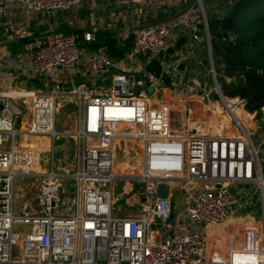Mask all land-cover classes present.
<instances>
[{
    "label": "built area",
    "instance_id": "2783aa9c",
    "mask_svg": "<svg viewBox=\"0 0 264 264\" xmlns=\"http://www.w3.org/2000/svg\"><path fill=\"white\" fill-rule=\"evenodd\" d=\"M87 1L0 0V17L9 6H19L30 18L68 12ZM158 1L113 3L137 6L144 13ZM181 1L184 11L131 29L126 35L131 47L122 62L155 61L188 38L184 55L165 54L168 62H160L162 72L176 79L182 62L194 56V44L206 39L214 88L193 80V94L185 95L181 108L186 114L181 126L175 125L177 100L152 104L165 90L163 73L146 67L113 73L118 62L103 49H85L74 34L51 30L37 38L27 28L18 31L17 39L35 41L29 80L49 81L84 65L96 81L107 80L108 86L81 85L65 94L50 86L40 91L0 90V264H264V136L257 144L253 124L247 126L259 116L264 125V107L248 113L246 121L236 115L237 110L245 111L248 100L222 93L201 0L173 4ZM222 2L217 18L232 7V0ZM94 39L84 34L86 43ZM219 66L224 72L225 66ZM11 70H23L22 64L0 60V75ZM224 78L236 83V76ZM60 98L70 100L68 107L75 104L74 134L56 129L57 111L65 108ZM65 135L74 138V151L67 140L57 144ZM29 138L45 143L38 149L24 146ZM135 163L141 167L139 175L116 171L118 166L131 170ZM17 180L24 186L15 214ZM175 182L181 184L177 204L171 198ZM160 184L169 186L167 199L157 197ZM119 187L118 194L125 196L124 216L113 213ZM16 225L25 226L26 233L15 234ZM211 230L224 235L223 254H210Z\"/></svg>",
    "mask_w": 264,
    "mask_h": 264
},
{
    "label": "crops",
    "instance_id": "0c3cea01",
    "mask_svg": "<svg viewBox=\"0 0 264 264\" xmlns=\"http://www.w3.org/2000/svg\"><path fill=\"white\" fill-rule=\"evenodd\" d=\"M177 0H159L155 6L150 7L146 10V12L141 13L140 8L137 6H122L116 7L113 3V0H89L79 7H76L68 12H58L54 15H46L43 13L35 14L32 17H27L24 13L23 9L15 6H9L4 14L0 17V60L1 61H13L17 63H21L23 70L15 71H4L3 74L0 75V82L4 83L7 88L11 83L16 85V83L22 82L24 86L29 88L30 90H36L34 88L43 86H50L51 88L58 89L62 91V93L71 92L73 89L76 90L81 85L90 86L95 83L96 87H102L105 85V81L95 80L94 77L87 71L84 65L73 68L70 72H62L56 78L51 79L49 81L37 77L28 79V67L30 65L31 54L33 53V48L35 45L34 40H20L17 39V33L19 30L23 28H27L32 31L37 38L44 36L49 33L51 30H55L57 32H62L65 34H74L81 46L85 49H90L89 47H93L94 44H97L102 40V38L110 37L112 39H116L121 43L120 49H127L131 47V42L128 40L126 35L131 31L133 27L138 26H147L159 23L165 20L168 17H171L177 13L184 11L186 8V4L184 1H181L178 6H175ZM221 7L224 6L222 0H220ZM215 5V0H213V4H210L208 9H211ZM223 5V6H222ZM228 8V7H227ZM230 10V8H225L224 15ZM206 12V11H205ZM209 15V18H217V14L212 13ZM91 33L94 35V41L92 43H86L84 41V34ZM211 37V35H210ZM188 38L182 39L176 47L169 49L166 53L161 54L155 61L164 62V64L168 61L164 60V55L167 56L170 54L176 55H184L187 52L185 45L187 44ZM130 49V48H129ZM129 49L126 51L125 56ZM207 51V43L206 39L199 44H194V56H190L188 60L192 58L201 59L203 62V69L208 68L204 64L207 60H202L203 58V50ZM172 52V53H171ZM209 58L207 52V59ZM124 60V59H123ZM122 61L118 62L117 68L113 70V73L120 72L123 69L138 71L140 68H148L150 63H154L155 61L148 62L146 58H139L136 62L131 64H123ZM215 60H219L220 64L221 59L215 58ZM188 61L182 64H187ZM218 64V65H220ZM23 71V72H21ZM163 66H161L160 73H163ZM180 76L176 79H173L167 73H163L165 90L163 92L157 93L161 96V99L154 100L157 94L152 99V104L156 105L163 101L169 100H177L179 103L180 111L176 112L178 121L175 123L176 126L183 125L184 120H186V114L183 112L182 107H184L185 95L189 93H184V85L187 80L186 76V66L183 71H181ZM180 77V80H179ZM200 78V77H199ZM3 79V81H1ZM195 80V79H193ZM199 79L198 81H200ZM201 82V81H200ZM206 82V81H205ZM180 84L179 89L175 88V84ZM207 83V82H206ZM205 83V84H206ZM202 84V83H201ZM204 84V83H203ZM202 84V85H203ZM2 85V84H1ZM0 85V86H1ZM2 89L3 92H10L15 89L14 87L9 89ZM37 88V89H38ZM28 90V91H30ZM44 90V89H42ZM40 91V90H36ZM215 97V96H214ZM216 98V97H215ZM202 98H199V104H202ZM70 100L65 98V101L61 103L65 108L62 110V114L68 118L70 124V133H76L78 130L75 124L72 122V116H76V107L75 104L71 102L68 107V103ZM204 103V102H203ZM195 107H198L194 105ZM247 113V112H246ZM250 114V113H249ZM248 115V113H247ZM254 123V128H257V123L253 120L251 121L249 128H252V124ZM71 124L74 127H71ZM72 125V126H73ZM264 127V125H263ZM255 130V129H254ZM264 136V131H263ZM34 144L31 145L33 148H39L41 143H45L43 139L33 140ZM119 142V141H117ZM118 152H120V142L117 143ZM260 142V141H259ZM133 149L137 153H140V149L132 145ZM135 156V155H134ZM136 157V156H135ZM179 198L176 199L175 203L179 202ZM210 240H209V252L210 254L213 252L221 251L226 252V240L223 234H217L215 231L210 232ZM223 254V253H221Z\"/></svg>",
    "mask_w": 264,
    "mask_h": 264
},
{
    "label": "trees",
    "instance_id": "16d2710c",
    "mask_svg": "<svg viewBox=\"0 0 264 264\" xmlns=\"http://www.w3.org/2000/svg\"><path fill=\"white\" fill-rule=\"evenodd\" d=\"M208 24L214 57L221 59L227 77L236 76V83H226L224 77L220 80L227 98L251 99L246 110L250 114L259 111L264 107V0H232L230 10L221 18H209ZM120 47L118 40L107 37L89 48L103 49L111 60L120 62L130 48ZM202 55L207 58L205 49ZM147 70L160 75L159 61L150 63Z\"/></svg>",
    "mask_w": 264,
    "mask_h": 264
},
{
    "label": "rangeland",
    "instance_id": "374dc122",
    "mask_svg": "<svg viewBox=\"0 0 264 264\" xmlns=\"http://www.w3.org/2000/svg\"><path fill=\"white\" fill-rule=\"evenodd\" d=\"M201 4H202L203 8L206 11L207 17H209V15L211 14L210 11H212V13H214V14H217V10L220 11V7H221L220 6V4H221L220 0H215V5L211 9H208L209 8L208 6L210 4H213V0H201ZM202 60H207V58L206 59L203 58ZM200 62H201V64H200ZM202 64H203V62L201 61V59H197L196 57L188 60V63L185 64L186 70H187V72L185 73L186 76H187V80L185 81V85H184V90L183 91H187V87H189V88H191L189 90V93L193 94V88H194L193 79L199 80L201 78H204L206 80L208 88H214V80L211 79L212 76L209 74L208 68L203 69ZM220 69L221 68L218 67L216 69V71H217V75H218V83L222 86L221 81H220L221 78H222L221 76L225 77L226 75L224 74V72H220ZM1 81H3V79H1ZM9 83L11 85L8 86V88H7V86L4 83L0 82V85L2 84L0 86V89H1V87L4 90L6 88L9 89L11 87L12 88L14 87L15 89H18V90H30L29 88H27L26 86H24V85H22L20 83H16L15 86H14L13 83H11V82H9ZM37 88L38 87H36L34 89L42 90V89H46L47 86L45 85L44 88H43V86H40L38 89ZM226 92L227 91L222 86V93L224 94L225 97H227ZM161 98L162 97L157 94V96L154 98V100L161 99ZM229 98H231V97H229ZM64 101H65V98H60L58 103H62ZM241 111H242V115L240 116L241 118L245 119V121L248 120V118L250 119V117L247 115V113H249V112L246 110V107H245V111H243V110H241ZM72 122H73V124H75V126L78 129V126H77L78 119L74 115L72 116ZM256 123H257V128H255V132L253 134V139L258 144L259 141H261L262 138H263L264 127L262 125V122L259 119H258V121H256ZM69 124H70V122H69L68 118H66L65 115L62 114V110L58 109V111H57V123H56L57 131L60 132V133L69 134L70 133ZM73 124H71V127H74ZM247 126H250V125L247 124ZM252 126L254 128V123H253ZM66 140L68 141L69 147L72 148V150L74 151V149H73L74 143H75L74 142V138L69 136V135L60 136V139L57 141V144L60 145V144L64 143ZM42 145L44 147L47 146L45 144H42ZM117 154L119 155V153H117ZM60 161H61V159L59 158V156H57L56 157V162H57L58 165L60 164ZM263 162H264V157H263ZM70 170L73 171L74 169H70ZM125 181H127L128 185L130 184L129 180H125ZM135 183H136L137 186H140L139 182H135ZM23 186H24L23 181L17 180L16 185H15V201H16L15 202V214H18V212H17L18 201L17 200L19 199L20 192H21V189L23 188ZM180 187H181L180 182L179 183L175 182L172 185L171 198H172V201H174V202L176 201L177 198L180 199V197H181V189H180ZM121 191H120V187H119L117 189V191H116V194L114 195L113 213L115 215H118V216H121V215L124 216L125 215L124 208H125V203L126 202H125V196L124 195H121V196L119 195V194H121L120 193ZM252 209H254L255 211L257 210V213H258L259 206L254 204ZM256 219H258V218H256ZM26 231H27V228L25 226H19V225L14 226V233L15 234H23V233H26Z\"/></svg>",
    "mask_w": 264,
    "mask_h": 264
},
{
    "label": "water",
    "instance_id": "95a60500",
    "mask_svg": "<svg viewBox=\"0 0 264 264\" xmlns=\"http://www.w3.org/2000/svg\"><path fill=\"white\" fill-rule=\"evenodd\" d=\"M210 42H211V40H210ZM211 45H212V43H211ZM161 54H163V52H162ZM204 64H205L206 66H208L209 62H208V61H205ZM216 64H217V65L220 64V61H219V60H216ZM184 68H185V65H184V64H181V66H180V70L183 71ZM200 81H201V83L203 84V83L205 82V79H204V78H201ZM105 85H106V87L108 86V81L105 82ZM153 91H154L153 88H149V89H148L149 94H152ZM250 100H251V99H248V102H249ZM1 110H2V105H1V103H0V111H1ZM168 196H169V186L166 185V184H160L159 187H158V191H157V197L160 198V199H167Z\"/></svg>",
    "mask_w": 264,
    "mask_h": 264
},
{
    "label": "bare ground",
    "instance_id": "6f19581e",
    "mask_svg": "<svg viewBox=\"0 0 264 264\" xmlns=\"http://www.w3.org/2000/svg\"><path fill=\"white\" fill-rule=\"evenodd\" d=\"M236 115L238 116V117H240V115L238 114V110H237V112H236ZM123 130V129H122ZM38 138H29L27 141H25L24 143H23V145L24 146H29V147H31V145H33L34 144V142H33V140H37ZM120 142V141H119ZM119 142H117V143H119ZM31 148H33V147H31ZM34 149H37V148H34ZM119 149V148H118ZM117 156H118V154H117ZM116 171H119V172H121L122 174H124L125 172H127V173H136V175H139L141 172V167L139 166V164L138 163H135V165L133 166V168L131 169V170H128V169H126L125 167H119L118 166V168H117V170Z\"/></svg>",
    "mask_w": 264,
    "mask_h": 264
}]
</instances>
